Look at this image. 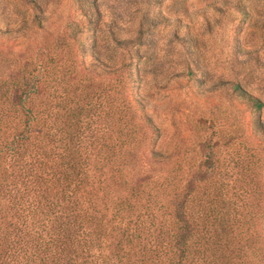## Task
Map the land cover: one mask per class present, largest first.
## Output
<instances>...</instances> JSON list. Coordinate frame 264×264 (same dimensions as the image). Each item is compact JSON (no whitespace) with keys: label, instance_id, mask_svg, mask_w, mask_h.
I'll use <instances>...</instances> for the list:
<instances>
[{"label":"trees","instance_id":"obj_1","mask_svg":"<svg viewBox=\"0 0 264 264\" xmlns=\"http://www.w3.org/2000/svg\"><path fill=\"white\" fill-rule=\"evenodd\" d=\"M35 18L39 25L44 17ZM79 66L85 73H48L40 84L41 75L29 72L0 85V264H248L242 238L264 259L260 202L257 213L236 219L239 232L224 235L220 201L202 199L199 184L165 168L174 151L156 145L161 129L152 116L143 111L151 136L134 134L133 119L122 123L121 84L94 86L89 72L121 79L122 64L93 51ZM227 83L253 111L263 108L240 83ZM252 122L264 143L263 122Z\"/></svg>","mask_w":264,"mask_h":264},{"label":"rangeland","instance_id":"obj_2","mask_svg":"<svg viewBox=\"0 0 264 264\" xmlns=\"http://www.w3.org/2000/svg\"><path fill=\"white\" fill-rule=\"evenodd\" d=\"M92 1L0 0V35L11 30L0 36V85L29 72L41 75L40 84L48 73H85L79 58L89 63L93 51L122 64L121 79L89 72L94 86L121 84L122 123L133 119L134 134L151 136L143 111L152 116L161 129L156 145L174 151L165 168L199 184L202 199L217 198L223 234H236L238 217L257 213L258 202L264 209V143L252 122L264 124V106L253 111L227 82L264 102V0ZM36 13L44 17L39 25ZM142 158L138 167L145 169ZM237 242L248 264H264L249 239Z\"/></svg>","mask_w":264,"mask_h":264}]
</instances>
